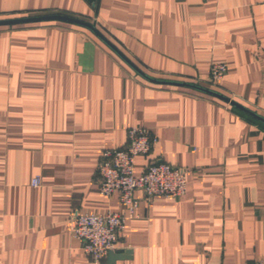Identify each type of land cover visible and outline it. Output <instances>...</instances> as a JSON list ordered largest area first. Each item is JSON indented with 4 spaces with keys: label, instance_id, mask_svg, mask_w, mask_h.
<instances>
[{
    "label": "crops",
    "instance_id": "obj_1",
    "mask_svg": "<svg viewBox=\"0 0 264 264\" xmlns=\"http://www.w3.org/2000/svg\"><path fill=\"white\" fill-rule=\"evenodd\" d=\"M0 264H245L264 256V0H0ZM228 72L213 83V63ZM151 78L155 81L149 80ZM156 141L136 158L186 172L176 199L140 201L100 260L72 237L75 212L127 214L99 193L100 157L127 131ZM41 178L39 187L33 186ZM116 250V251H117ZM114 251V252H116Z\"/></svg>",
    "mask_w": 264,
    "mask_h": 264
},
{
    "label": "built area",
    "instance_id": "obj_2",
    "mask_svg": "<svg viewBox=\"0 0 264 264\" xmlns=\"http://www.w3.org/2000/svg\"><path fill=\"white\" fill-rule=\"evenodd\" d=\"M227 72L226 63H213L210 68L212 82H221ZM127 139L125 149H108L102 153L98 170L99 193L104 197L118 193L120 202L127 208V214L115 211L105 214L75 212L72 217V237L79 240L85 253L96 260L117 250L127 221L138 217L140 201L135 197L136 191H142L144 200L149 202L155 197L176 199L187 192L186 172L168 163H151L143 173L136 174V158L149 155L156 141L149 129L132 127L127 131ZM40 185L41 178H35L33 186ZM245 264H264V256Z\"/></svg>",
    "mask_w": 264,
    "mask_h": 264
},
{
    "label": "water",
    "instance_id": "obj_3",
    "mask_svg": "<svg viewBox=\"0 0 264 264\" xmlns=\"http://www.w3.org/2000/svg\"><path fill=\"white\" fill-rule=\"evenodd\" d=\"M93 6L96 3V0H88ZM49 21H57V22H63V23H67V24H71V25H77L80 27H84L89 29L90 31H92L99 39H101L103 42H105L106 44H108L113 50H115L119 56H121L127 63H129L138 73H140L141 75H144L143 73H141V71H139L125 56H123L115 47H113V45L105 39V37L99 32V30L95 27L94 24L89 23L87 21H83L80 19H76V18H72L69 16H64V15H46V16H39V17H26V18H13V19H3L0 20V27L2 26H14V25H20V24H30V23H40V22H49ZM145 76V75H144ZM146 78H148L146 76ZM149 80H152L151 78H148ZM154 82H159L162 83L160 81H155L152 80ZM166 84H172V85H179V86H186V87H191L194 89H197L199 91L202 92H206L212 96H215L227 103H230L231 105L251 114L252 116L256 117L257 119L261 120L264 122V119L257 116L254 113H251L250 111H248L247 109H245L243 106L239 105L238 103L231 101V99L224 97L223 95L209 90V89H205L204 87L201 86H197V85H191V84H187V83H179V82H163ZM129 254V252L125 251V250H117L116 252H111L109 253V257L111 260H117V259H121L124 257L123 254Z\"/></svg>",
    "mask_w": 264,
    "mask_h": 264
},
{
    "label": "trees",
    "instance_id": "obj_4",
    "mask_svg": "<svg viewBox=\"0 0 264 264\" xmlns=\"http://www.w3.org/2000/svg\"><path fill=\"white\" fill-rule=\"evenodd\" d=\"M77 26V25H76ZM2 27H6V26H2Z\"/></svg>",
    "mask_w": 264,
    "mask_h": 264
}]
</instances>
